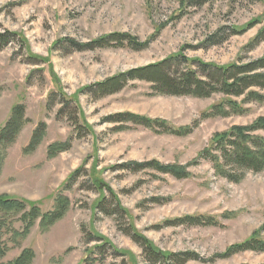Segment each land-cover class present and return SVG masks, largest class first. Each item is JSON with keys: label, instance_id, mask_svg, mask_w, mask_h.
I'll list each match as a JSON object with an SVG mask.
<instances>
[{"label": "rangeland", "instance_id": "374dc122", "mask_svg": "<svg viewBox=\"0 0 264 264\" xmlns=\"http://www.w3.org/2000/svg\"><path fill=\"white\" fill-rule=\"evenodd\" d=\"M111 33L142 46L78 49ZM175 54L217 66L264 57V0H0V130L15 106L25 113L15 138L0 143V195L36 201L43 212L59 194L70 202L63 217L45 227L39 217L27 233L21 212L0 219V264L24 249L34 251L31 264H151L132 228L161 250L196 253L186 264H264V250H229L264 241V169L233 181L214 165L219 138L264 117V82L207 96L159 93L140 79L108 95L85 88ZM189 63L170 69L220 84L215 66ZM247 133L264 138V129ZM61 142L66 150L49 154ZM150 160L188 174L129 165ZM96 234L109 243L100 247Z\"/></svg>", "mask_w": 264, "mask_h": 264}, {"label": "trees", "instance_id": "16d2710c", "mask_svg": "<svg viewBox=\"0 0 264 264\" xmlns=\"http://www.w3.org/2000/svg\"><path fill=\"white\" fill-rule=\"evenodd\" d=\"M113 40H116L119 44L124 43L126 40L131 45L142 46V43L136 42L134 37L129 34L111 33L93 41L81 43L78 45V49L82 50L85 48L110 46ZM181 61H186L187 63L190 61L199 62L204 68L215 66L214 68H216L222 75L220 84L218 83V86H216L211 82L203 80L197 74L196 70L189 67L187 70H181L178 75L173 74L170 69L172 64ZM262 69H264V57L246 63L243 66H238L236 64L217 66L197 59L190 60L182 54H175L155 63L117 73L93 85L86 86L85 88L87 90H95V87H97L98 92H100L101 95H108L118 92L129 80L140 79L152 82L153 88L159 93L207 96L213 91L221 90L228 94H241L245 89L251 86H262L261 82H264V72H256L257 70ZM60 94L65 101L69 102V100L73 99L71 98L72 96L65 92H61V90ZM251 94H254V92L252 91ZM24 117L25 113L23 106H15L12 116L3 129L0 130V143L10 142L15 138L24 122ZM43 128L44 126L38 128L33 134L32 141L29 144L30 149L34 148L41 139L44 131ZM251 128L264 129V117L259 118ZM251 128H238L233 135H231L232 133L229 135L224 134L225 136H222L217 140L219 142L218 145H220L222 149L220 150L221 152L219 155L220 160L218 159L217 162H214V165L221 175L230 180L238 181L241 179L243 177L241 170L245 171L247 169H252L259 171L264 169V138L256 137L247 133ZM66 148L67 144L64 142L51 144L49 147V154L55 155L66 150ZM129 165L137 169L151 168L161 172L172 173L178 177L188 174L186 172L187 170L182 166H178L177 164H162L158 160H150L143 163L130 162ZM94 184L98 187L103 185L98 177H95ZM115 199L118 206H120L116 196ZM98 203L100 204L101 201H98ZM69 204V198L59 194L55 206L51 210L43 212L36 201L19 199L4 194L0 195V219H5V216L11 213L21 212L23 218L27 220L23 233H27L39 217L41 218V224L44 227L56 222L67 212ZM187 219L192 224H215L216 222L212 217L203 218L188 216ZM95 236L92 235L93 239L102 242L99 245L100 247L109 243L106 237L97 234ZM132 238L144 248L146 260L151 264H186L190 259L197 258L196 253L193 252H172L161 250L154 246L147 237L133 228ZM246 249L264 250V241H261L258 238H252L251 240H246L229 248L231 253ZM34 256L35 254L32 249H24L14 261L5 264H31Z\"/></svg>", "mask_w": 264, "mask_h": 264}]
</instances>
